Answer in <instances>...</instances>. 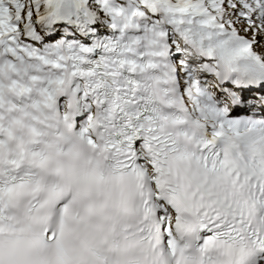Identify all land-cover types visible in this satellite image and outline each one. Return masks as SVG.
Here are the masks:
<instances>
[{
	"label": "snow or ice",
	"instance_id": "1",
	"mask_svg": "<svg viewBox=\"0 0 264 264\" xmlns=\"http://www.w3.org/2000/svg\"><path fill=\"white\" fill-rule=\"evenodd\" d=\"M0 264H264V0H0Z\"/></svg>",
	"mask_w": 264,
	"mask_h": 264
}]
</instances>
